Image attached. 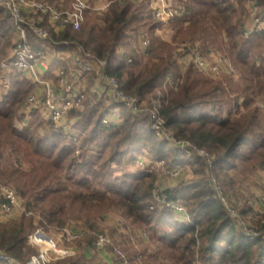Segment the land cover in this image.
I'll return each mask as SVG.
<instances>
[{"label": "trees", "instance_id": "trees-1", "mask_svg": "<svg viewBox=\"0 0 264 264\" xmlns=\"http://www.w3.org/2000/svg\"><path fill=\"white\" fill-rule=\"evenodd\" d=\"M238 2L239 8L231 0H183L187 12L170 20L175 27L173 42L177 43L152 38L148 63L143 65L136 61V55L131 65L118 59L116 48L128 44L131 34L142 31L149 35V29L157 27L148 0L113 2L107 11L88 12L81 29L67 27L58 35L51 33L48 42L78 43L93 55L107 59V73L117 78L127 93L141 100L156 96L169 77L171 86L157 98L159 114L176 138L189 139L212 156L210 167L202 156L183 154L168 142L156 139L148 119L124 107L120 124H103L101 119L113 104L101 109L100 102L91 105L92 99L83 102L82 111L79 108L69 113V117L77 118L72 126L84 135L80 141L75 134L76 142H82L76 148L70 131L54 129L38 112H32L26 120L18 115L32 85L14 71L9 76L8 90L0 91V181L14 184L25 208L42 216L41 224L64 226L71 214L69 209L75 208V216L83 218L85 225L96 232V222L116 212L125 246L114 241L122 246L131 263L264 264V212L254 209L252 193L248 188L243 192L241 182L242 177L253 178L257 186L255 174L264 169V113L256 105L264 100V33L244 35L245 10L242 0ZM255 2L262 17L264 0ZM0 16L1 61L8 53L14 28L1 7ZM144 26L148 29L144 30ZM183 30L187 37L178 39ZM225 37L228 41L224 42ZM197 41L203 55L213 48L220 50L228 42L224 55L240 74V83H234L229 74L223 75L228 77L226 85L222 79L204 77L192 62L182 73L177 49ZM60 46L55 48H64ZM66 136L70 146L58 142V138ZM144 147L158 160H167L166 166H192L195 177L161 188L155 185L157 176L151 171L119 168L122 174L113 175V164L125 167L133 163L136 153ZM26 164L27 172L23 169ZM67 170L82 175L79 179L73 175L64 178ZM210 170L225 195L243 200L237 206L241 214L258 216L262 236L251 239L239 231L211 186ZM237 170L240 176L235 175ZM157 188L166 199L184 203L188 221H180L169 207L156 204L153 193ZM64 199H68L69 206ZM128 229L141 237L133 235L132 240ZM32 230V219L25 216L9 222L0 220V251L26 260L35 252L27 243ZM93 240V233L75 240L80 251L57 262L106 264L95 263L85 254L84 249Z\"/></svg>", "mask_w": 264, "mask_h": 264}, {"label": "built area", "instance_id": "built-area-1", "mask_svg": "<svg viewBox=\"0 0 264 264\" xmlns=\"http://www.w3.org/2000/svg\"><path fill=\"white\" fill-rule=\"evenodd\" d=\"M51 1L52 3L47 0H0V7L14 28L11 46L7 55L0 61V91L8 90L9 76L14 71L32 85L18 115L26 120L32 112L36 111L54 129L70 131L73 135L72 141L76 142L69 113L79 109L82 105L85 95L82 83L87 75L92 74L94 78L92 96L100 97L104 94L114 100L116 103L114 107L120 106V109L124 107L139 118H147L155 136L186 154L195 153L202 156L210 167L211 155L189 139L176 138L173 132L165 126L158 111L160 106L158 100V103L144 105L138 96L127 93L117 78L107 73V59H101L85 50L82 45L67 40L48 43L51 40V33L58 35L67 27L73 30L81 29L88 12L105 11L113 2L123 4L139 0H101L96 3H91L89 0ZM247 1L249 15L245 23L244 35L248 36L251 32L258 31L264 33V15L260 16L259 6L255 0ZM148 3L154 19L158 22V27L164 26L172 18L183 16L187 12L183 0H148ZM137 42L142 52L147 51L146 49L150 46V38L145 34H140ZM57 45L64 48H55ZM181 47L180 51H183L186 62H192L202 73L217 76L227 70L228 73L234 74V69L228 60H224L216 53L203 55L198 43H186ZM116 52L126 64L132 62V57L122 48H116ZM54 60L60 63L54 65ZM114 107L111 111L110 108L101 119L103 124L117 125L123 121V118L116 121L120 116L117 113L122 112L119 108L115 112ZM19 124V126L22 125L21 121ZM136 163L140 167L144 166L142 160L136 159ZM178 171L177 168L169 174L177 179ZM209 177L216 196L223 202L229 216L236 220L238 226H244V223L237 219L234 207L222 193L211 170ZM153 197L157 205L169 207L180 221H188L186 207L181 200L166 199L161 196L158 188L155 189ZM23 203L21 195L11 185L0 181L1 221H8L15 215H32V211L27 210ZM245 232L247 233L244 234L251 239L262 236L260 232L254 233L248 230ZM89 233L94 234V240L88 249L105 252L109 257L106 264H134L130 262L122 246L115 242L106 231L95 232L85 227L73 226L64 227L57 239L46 234L41 227H36L27 236V243L36 248L35 252L26 260L20 261L0 251V264H52L58 259L78 253V247L70 244Z\"/></svg>", "mask_w": 264, "mask_h": 264}, {"label": "rangeland", "instance_id": "rangeland-1", "mask_svg": "<svg viewBox=\"0 0 264 264\" xmlns=\"http://www.w3.org/2000/svg\"><path fill=\"white\" fill-rule=\"evenodd\" d=\"M101 0H96V2H99ZM233 1L234 5L236 8H239V2L238 0H231ZM112 4V3H111ZM110 4V5H111ZM242 5L244 7V10H245V13H244V18H245V22H247V17L249 15V3L247 0H242ZM109 7V6H108ZM108 8L105 10L107 11ZM240 10V9H239ZM93 12V11H92ZM104 11H100L98 13H102ZM3 15V14H2ZM0 19H1V16H0ZM149 23H151V20L149 19L148 20ZM148 26H144L143 29H148L147 28ZM174 31H175V27L173 26L172 23H167L165 24V26H160L155 28V29H152L148 31L149 35L146 33V32H136V33H133L131 34L129 37H128V40H127V43L128 44H119L118 46L120 47H117V48H122L129 56L132 57V62L129 64L131 65L132 63L134 64V56L136 58V61L138 63H140L141 65L145 64V63H148L147 60H148V57L150 55V47H151V40L152 38H154L155 41L157 42H165V43H168V44H172V45H175L177 42H173V34H174ZM140 34H145L147 36H149L150 38V46L146 49L147 51L145 52H142L141 48L138 47V37ZM13 37V35H12ZM179 37H187V32L186 31H181L177 38L179 39ZM190 37V36H189ZM225 41H228V39L225 37L224 39V42ZM11 43H12V38H11ZM11 43H10V46H11ZM196 43L199 44V48H200V43L199 41H197ZM228 43V42H226ZM222 45L223 47L220 48V50L218 49H210L208 51V53L206 55H210V54H218L220 56L223 57L224 55V50L227 49V44ZM182 45H186V44H182ZM9 46V47H10ZM205 47H210L209 45H206ZM182 47H179L177 49L178 51V56H177V60L180 64V67H181V72L183 73L186 66L189 64L186 62L185 60V57L183 54H180V50H181ZM176 52V51H175ZM225 56V55H224ZM116 57L118 59H121L119 53L116 52ZM226 57V56H225ZM223 57L224 60H228L229 63L231 64V61L229 60V58H225ZM124 60V59H123ZM226 69V68H225ZM234 69V68H233ZM199 70V69H198ZM200 71V70H199ZM201 75L204 76V77H207L209 79H212V80H216V79H222V82L226 85V79L228 78L227 76H223V75H232L233 76V81L234 83H240V74L237 73L236 70H234V74L233 73H228L227 70H224V72L220 73L219 75L217 76H213V75H209V74H205V73H202L200 71ZM84 78V77H83ZM168 81L166 83L163 84L162 86V90H158L156 92V96H150V98L148 100H142V102L144 103V105L146 106H149L150 104H152L153 102L155 103H158L157 101V98H160L162 97L163 95V92L162 91H167V88L169 86H171V81H170V78L168 77ZM180 82V81H179ZM83 87H84V100L83 102L89 100V99H92L91 100V105H92V102H100V108L102 109V107H105V106H110L112 105L114 107V105L116 104L114 102V100L112 98L108 99V97H106V95H100V97L98 96H92L91 95V90L94 88V78H93V75H87L85 77V79L83 80ZM176 84L174 85L173 84V87H175ZM82 102V104H83ZM264 104V100L262 101H258L257 102V107L259 108L260 112L261 113H264V106L262 105ZM117 108H119V111H121L120 109V106H115L113 109L115 110V112L117 111ZM84 108V105L80 106V111H82ZM110 109V108H109ZM112 110V108L110 109V111ZM122 112V111H121ZM119 114L120 116L116 119L117 120H120L121 118L124 117V114L122 113H117ZM70 120L73 122V124L75 123L76 121V117L75 116H71L69 117ZM72 124V125H73ZM21 126H19L20 128ZM72 128L74 129L73 133L74 134H77L79 135V140L81 141V139L84 137V135L81 133V131L77 130V126H72ZM71 129V130H73ZM169 129V128H168ZM171 131V129H169ZM157 137V136H156ZM65 139H60L58 138V142L61 144V145H64L66 144L67 146H70L71 144L69 143V139H67V136L64 137ZM158 140L161 141L160 138H156ZM76 142V148H78V146L80 145V143L82 142ZM163 141V140H162ZM178 149V148H176ZM75 155L77 154L76 151L74 152ZM78 153H79V149H78ZM183 154H186L185 152H182ZM187 155H195V153H190V154H187ZM136 159L138 160H142L144 162V166L143 167H140L137 163H136ZM166 163H167V160H158L155 155H154V152L152 151H148L146 147H144L140 153H136V157H135V160L133 163L125 166V167H120V165L118 164H113L110 169L113 173V175H121L122 173L120 172V169L119 168H122V169H126L128 171H151L153 172L156 176H157V179H156V183L155 185L156 186H160L161 188H168V187H174L175 185L179 184L181 181L183 180H190L191 178L195 177L194 174L192 173V166L190 165H186V164H182V165H178V166H166ZM174 167V168H173ZM29 167L28 165L26 164L25 167L23 169H25V171L27 172ZM178 168V172H179V175L177 176V179H174L169 173L172 172L174 169H177ZM239 172L240 170H237L235 172V175L237 176H240L239 175ZM63 177L66 178V177H69L70 175H73L76 179H79L81 177V173L75 171V172H72V170H67L65 172H63ZM213 173V172H212ZM209 174V172H208ZM214 175V173H213ZM256 177L258 178V185L255 186L254 183H253V178L250 180H248V178H245V177H242L241 179V182H242V186H243V189L242 191L246 193V188L249 189V191L252 193V196L250 197L251 199V202L253 203V206H254V209H256V211L258 210L257 209V206H259L261 209H263L261 212H264V169H260V170H257L256 172ZM247 176V175H246ZM245 178V179H244ZM75 179V180H76ZM74 180V179H73ZM3 182L11 185L14 189H16L13 185V183L11 182H7L3 179ZM68 186L70 185L69 181L67 182ZM246 185V186H245ZM212 186V184H211ZM220 186V185H219ZM213 188V187H212ZM222 190V189H221ZM222 193L224 194L223 190H222ZM224 196H226V198L228 199L229 203L234 207V210L236 212V216L238 217L237 219L241 220L243 223H244V226H238V229L239 231H242L243 234L244 233H247L245 231H249V232H254V233H262L263 234V231H260L258 229V224H257V219H258V216L257 215H253V214H248V215H243L241 214L238 209H237V206H241L242 203H243V200L242 199H234L230 196H227L224 194ZM23 199V198H22ZM65 202L63 201L64 204L67 203V205L69 206V201L68 199H64ZM24 202V201H23ZM221 203H223L221 201ZM25 204V203H23ZM76 207V206H75ZM263 207V208H262ZM71 210V214L68 215V217L66 218V222H65V225L64 226H57L56 224L54 223H45V224H41V220H42V216L38 213V212H33L32 211V215H28V216H25V215H19L17 218H12V219H18L20 218L21 216H25L27 218H31L32 219V223L34 225V229L36 227H41L45 232L46 234L50 235L51 237H53L54 239H57L58 237H60V232L61 230L64 228V227H68V226H73V227H85V228H88L87 225H85L84 223V219L83 218H77L75 216L76 214V209H69ZM228 213V212H227ZM71 216V217H69ZM118 214L116 212H111L110 214H105L103 215L97 222H96V225H97V230L96 231H106L113 239H117L119 241V243L121 242V245L124 244V241H125V238H124V235H122L124 232H123V228L121 226H118L117 224V220L119 219L118 218ZM12 219L8 220V221H4V222H9L11 221ZM236 221V220H235ZM47 226V228L45 227ZM89 229V228H88ZM117 229V231H116ZM33 231V230H32ZM31 231V232H32ZM114 231V232H113ZM127 234L131 237V239L133 240V238H135V236L138 238V237H141L140 235L138 236L136 233L132 234L130 232V230L128 229L127 230ZM30 232V233H31ZM29 233V234H30ZM132 234V235H131ZM140 234V233H139ZM135 235V236H133ZM245 235V234H244ZM246 236V235H245ZM250 238V237H248ZM66 243H69V242H66ZM75 245V246H78L76 244V242H72L70 245ZM123 246V245H122ZM125 246V244H124ZM32 248L34 250H36V248H34L32 246ZM97 251H91V255H94L91 260L95 263H102L103 261L101 260V258L99 257V255H97ZM68 257V256H67ZM67 257H64V258H61V259H58L56 260L55 262H53L52 264H59V260H62V259H65ZM134 264H138L139 262L137 260H134L133 261ZM62 263V262H61ZM60 263V264H61ZM104 263V262H103Z\"/></svg>", "mask_w": 264, "mask_h": 264}, {"label": "crops", "instance_id": "crops-1", "mask_svg": "<svg viewBox=\"0 0 264 264\" xmlns=\"http://www.w3.org/2000/svg\"><path fill=\"white\" fill-rule=\"evenodd\" d=\"M165 26V25H164ZM112 108V107H111ZM109 112V111H108ZM263 208V207H262ZM257 211H262L263 209H261L259 206H257ZM18 216L17 215H15L13 218H17ZM78 247V246H77ZM78 249V251H80V249H79V247L77 248ZM84 252H85V254L87 255V257L88 258H92L94 255H91V251L88 249V247H86L85 249H84ZM98 253H97V255H99V257L101 258V260L103 261V262H105V263H107V260L109 259V257L107 256V254H105V252H103V251H97Z\"/></svg>", "mask_w": 264, "mask_h": 264}]
</instances>
